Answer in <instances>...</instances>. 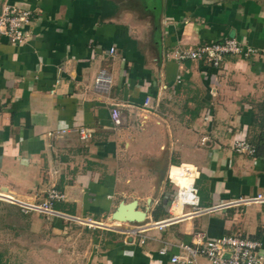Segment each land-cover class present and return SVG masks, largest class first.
Here are the masks:
<instances>
[{
  "label": "crops",
  "instance_id": "crops-1",
  "mask_svg": "<svg viewBox=\"0 0 264 264\" xmlns=\"http://www.w3.org/2000/svg\"><path fill=\"white\" fill-rule=\"evenodd\" d=\"M5 3L33 16L28 41L0 37V232H17L0 244V264H61V236L80 226L62 215L98 223L104 216L106 224L127 202L121 194L147 209L145 221L120 228L103 223L87 256L72 263L178 264L170 257L196 231L258 239L264 253V122L254 99L264 92V0H0ZM225 37L256 53L226 55L218 68L173 57L177 49ZM101 69L111 77L107 91L94 88ZM112 106L125 118L120 128L111 126ZM79 126L91 131L87 143L72 131ZM62 129L69 130L57 137ZM238 140L255 153L235 152ZM180 164L195 168L200 206L212 210L189 215L183 207V216L160 229L154 222L169 217L174 189L167 174L177 175ZM50 187L64 194L53 203L61 215L23 213L7 199L40 204ZM258 195L263 199L238 202ZM132 226L143 230L122 232ZM14 248L25 255L15 258L8 252ZM196 264L211 263L200 256Z\"/></svg>",
  "mask_w": 264,
  "mask_h": 264
},
{
  "label": "built area",
  "instance_id": "built-area-1",
  "mask_svg": "<svg viewBox=\"0 0 264 264\" xmlns=\"http://www.w3.org/2000/svg\"><path fill=\"white\" fill-rule=\"evenodd\" d=\"M33 16L32 11L22 8L16 3H5L0 6V37H4L11 44H22L30 39V31L28 25ZM110 53L114 52V48L109 49ZM256 50L239 42L236 38L225 37L222 40L210 41L202 43L196 47L180 48L174 51V59L177 61L206 60L212 66L218 68L222 58L226 55H235L241 57H250L255 54ZM111 83V77L105 69H101L94 78V88L99 91H107ZM150 98L146 97L143 101V108L147 109ZM110 123L113 129L120 128L125 123V118L117 106L110 108ZM69 129L57 131V137L67 133ZM72 131L78 135L81 143H87L91 138V131L83 126L73 128ZM232 149L237 153H245L252 155L255 148L250 143L238 140L232 145ZM178 174L172 175L171 170L167 174L168 181L173 185L174 189L169 199L168 211L169 217L154 222L158 228L162 229L167 223L183 216V207H188L189 211L185 214L193 215L199 213H207L212 209L202 208L196 187L197 172L194 167L187 164L178 165ZM178 176L188 179V183L182 185ZM0 197L5 198L3 195ZM64 194L50 187L45 192V200L40 204L25 203L16 199L7 197L12 203L16 204L23 213L32 210H39L46 214L61 215L53 209V203L63 200ZM256 199H263L261 195L256 198H240V203H250ZM79 223L82 220L86 226H104L91 218L68 217ZM118 230V229H116ZM122 230V229H120ZM141 226L130 227L129 231L133 235L140 234ZM144 242V237L139 238V243ZM181 253L172 255L170 261L178 264H196L197 257H205L211 264H264V253L262 251L261 242L258 239L243 236L241 234L223 235L217 238L205 237L200 231L192 234L191 243H179ZM158 253L166 254V248H161Z\"/></svg>",
  "mask_w": 264,
  "mask_h": 264
},
{
  "label": "rangeland",
  "instance_id": "rangeland-1",
  "mask_svg": "<svg viewBox=\"0 0 264 264\" xmlns=\"http://www.w3.org/2000/svg\"><path fill=\"white\" fill-rule=\"evenodd\" d=\"M254 99H257V100L260 99V100H258V102H256V108H257V113L260 114L259 115L260 122H262V121L264 122V119H263L264 118V92L259 91L258 95L254 96ZM144 114L147 115L148 113H144ZM146 169H148V170H145V171H149V168H146ZM152 171L155 172L154 169H152ZM121 196H122V194L119 195V199L121 198L122 200H127V202H129V200H133V199H131L132 196H127V197H121ZM119 199H116L114 204H116L117 200H119ZM135 200H137V199H135ZM156 205H158V204H156ZM83 218H85V217H83ZM67 219H70V218H67ZM71 220H72V222H74V219H71ZM104 220L105 219L103 216L102 221H99V222L104 223ZM82 222H83L82 220H79V223L77 222L78 223L77 225H80L81 227L79 226L77 228H74V229H72V231L69 234L67 233V235L63 234L61 236L62 237L61 240H62V243H64V247H65L64 249H65V254H66V255L62 254L61 264H70L74 260L78 261V260L83 259V257H86L88 254L89 248H90L91 236H94V234H97L96 232L101 231V229L99 228V227H101L100 225L89 227V226H86ZM130 224L140 225L141 223H124V222H120V221L111 220V218H110V221L108 223H106L105 225L110 226V227H114V228H120V227L130 225ZM16 233L15 232H6V233L0 232V244L4 243L6 241H10L11 238L16 239V236H17ZM14 234H16V235H14ZM46 236H48V235H46ZM50 238H51V234H49V236L46 237V239H50ZM15 250H17V248H14L13 251H9V249H8V252L11 253V255H13V256H14V254L18 255L15 258H20L21 255H25V253L20 251V249H18V252ZM73 251H75L76 253L73 254ZM4 252H5V248L0 246V257L1 258L3 257ZM30 254H31L30 258H32L33 253H30ZM33 257H35V255ZM45 264H47V263H45ZM72 264H74V263H72Z\"/></svg>",
  "mask_w": 264,
  "mask_h": 264
},
{
  "label": "water",
  "instance_id": "water-1",
  "mask_svg": "<svg viewBox=\"0 0 264 264\" xmlns=\"http://www.w3.org/2000/svg\"><path fill=\"white\" fill-rule=\"evenodd\" d=\"M137 206L138 202L135 199L129 202L120 201L110 218L124 223H143L147 209L140 210Z\"/></svg>",
  "mask_w": 264,
  "mask_h": 264
}]
</instances>
